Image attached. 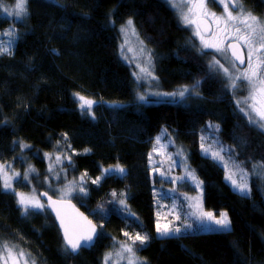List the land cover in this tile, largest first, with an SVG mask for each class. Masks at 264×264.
<instances>
[{
    "label": "trees",
    "instance_id": "trees-1",
    "mask_svg": "<svg viewBox=\"0 0 264 264\" xmlns=\"http://www.w3.org/2000/svg\"><path fill=\"white\" fill-rule=\"evenodd\" d=\"M14 1L0 0V35L14 31L12 54L0 55V163L24 154L19 143L29 145L30 152L67 146L66 151L72 152L71 176L87 172V201L73 202L103 235L91 251L70 255L47 208L25 218L15 197L0 192V240L23 248L36 264H102L115 238H124L125 231L140 232L149 236L137 251L145 264H264V170L252 167L264 162V135L248 124L226 80L209 67L208 55L198 52L168 3L28 0V15L17 22L2 9ZM241 3L246 11L264 18V0ZM129 19L154 54L163 90L192 88L199 81L198 94L187 104L138 100L132 68L121 54L120 29ZM74 93L99 103L93 110L95 120L81 114ZM210 122L219 125L221 142L235 149L242 166L251 175L261 173V179H251L247 198L233 190L221 166L201 155L200 136L208 137ZM163 128L172 131L189 154L205 186L206 210L217 216L227 212L231 231L156 236L149 156ZM117 163L126 169V179L105 177L99 185L91 183L102 167ZM113 192L117 198L127 195L141 227L126 223L119 206L109 203ZM101 206L106 210L103 218L98 214Z\"/></svg>",
    "mask_w": 264,
    "mask_h": 264
},
{
    "label": "snow or ice",
    "instance_id": "snow-or-ice-1",
    "mask_svg": "<svg viewBox=\"0 0 264 264\" xmlns=\"http://www.w3.org/2000/svg\"><path fill=\"white\" fill-rule=\"evenodd\" d=\"M167 2L173 8H180V21L185 27L192 28V35L199 40V51L202 55H211L206 50L211 49L213 52L218 53L221 57L226 59L235 72L230 71L229 67H225L215 55L211 57L210 68L222 72L226 78L227 86L236 90L238 87H247L248 95L244 99L243 107H239L241 113L247 119L249 125L256 129L260 134L264 135V21L255 16L249 11H246L241 0H167ZM28 0H16L15 7L12 11L8 8H4L3 11L8 16H15L17 19H23L28 15L27 9ZM215 4L222 7V14L210 11L209 5ZM235 13V14H234ZM122 32L127 34L129 31L135 35V28L133 20L127 21V26L121 29ZM8 36L12 35V31L6 33ZM141 44L143 42L141 41ZM121 51H124V46L121 47ZM132 51V49H128ZM139 51L144 55L145 64L142 66L137 64L139 72L151 77L153 80L156 77L152 73V56L145 47H141ZM246 52V55H245ZM11 55V46L8 48H0V55ZM128 59L127 56L124 57ZM136 79H141V76L137 75ZM199 81L196 82L190 89L187 86L182 87L178 92L173 93H153L152 95L171 97L172 100L157 101L160 103H171L183 101L186 96H192L198 94L197 89ZM74 100L77 106L84 116H89L95 120V114L93 112V106L96 101L88 99L79 93H74ZM178 98V100H177ZM138 100L142 103H148V96L141 94L138 96ZM237 106L241 105V101H236ZM209 129L216 132L219 131V125H214L211 122L207 125ZM165 136H168L167 129L164 130ZM64 139L67 140V134H64ZM162 137L157 136L155 138V144L159 147H154L153 152L158 155L161 154V149H165L167 145L161 143ZM15 143V142H14ZM170 143L174 144V141L170 140ZM19 148L24 149L29 147L27 144L19 143ZM70 148L71 145L69 144ZM90 149H85L84 152L88 153ZM200 152L205 158L211 159L217 165L221 166L228 175L226 180L230 182L233 189L241 196L247 198L251 193V187L248 183V172L241 166V163L235 160V149H226L223 144L217 140H213L212 143H208L205 136H200ZM75 154V150H73ZM176 157H179V166H183L184 174L180 176H170L172 166H178L177 160H173L172 154L167 155V159L171 161L167 172L162 171L161 167H153L152 171L158 173L162 178L159 181L161 187L163 183L168 181L172 184L183 182L190 184L193 190L199 189V194L195 197L188 196L187 193H182L184 199L187 201H195V203H189V208H195L196 211L190 213V216L203 224L205 221L217 225L218 228L212 229L215 231H228L230 229L231 221L228 218L227 212H221L217 218L216 213L213 211H205L203 209V190L201 181L196 175L195 170L191 169L187 165V157L184 155L182 149H177L174 153ZM45 157L52 160L53 157L49 154H45ZM64 160L67 161V166L72 165V156L65 155ZM149 160H152L151 155ZM55 161L58 165H61L59 171L54 169L51 165L48 168L50 173H54V179L60 180L61 171L66 172L61 154L55 156ZM231 165V169L229 168ZM253 170L259 168L264 170V162L253 165ZM35 172V169L28 166L27 170L21 175L11 167L10 164L0 163V192L5 194H11L15 197L17 207L22 216L25 218L43 213L46 208L51 209V212L55 214L56 220L59 221V227L62 230L63 240L65 244V251L72 255L78 253L81 248H90L94 245V242L102 236L103 233H97L96 225L88 220L83 213H79L75 210V206L71 205L68 199L74 193L88 195L86 188V181L84 177L87 176V172L83 173L78 179L74 178L63 187L54 190L57 195V199H53L52 195L48 192H42L39 195L36 194L35 189L32 190L31 195H26L23 192H18L16 185L20 182H31L30 174ZM239 174V182L234 179L235 174ZM261 173H258V175ZM119 176L126 179V169L117 163L115 166H109L107 168H101V175L95 179H91V183L99 185L100 181L105 177ZM155 183V181H154ZM177 193L176 188H170L168 192H160L155 194L156 201L159 203L161 200L172 198L170 194ZM112 200L109 203L118 205L117 209L121 214L125 215V222H132L136 227H141L138 218L135 213L129 210L127 204V195L120 193L117 198V193H111ZM176 204H173L175 209ZM69 209H72L70 211ZM98 214L103 218L106 215V210L101 206L98 209ZM180 219L179 214L175 217ZM191 224H185V230L191 228ZM103 225H101V228ZM155 230L159 237L168 238L180 234V227H170L168 223L161 224L159 219V212H157V219L155 221ZM124 237L127 238L123 243L119 245L120 251L117 255L121 259H126L127 264H139L136 257V251L139 249L136 247L139 242L140 248H142L149 241L147 233L141 234L136 232L135 235L125 231ZM112 260V253L105 255L103 264H109ZM0 264H36L35 260L31 258V254L27 253L23 248H20L17 244L10 243L8 241L0 240Z\"/></svg>",
    "mask_w": 264,
    "mask_h": 264
},
{
    "label": "rangeland",
    "instance_id": "rangeland-1",
    "mask_svg": "<svg viewBox=\"0 0 264 264\" xmlns=\"http://www.w3.org/2000/svg\"><path fill=\"white\" fill-rule=\"evenodd\" d=\"M166 3L167 1L164 0ZM15 2L14 1L13 4L10 5H3L2 9H4L5 7L9 9V11H12L15 7ZM177 3H179V0H177ZM169 7L172 9V11L175 12V14L178 16L179 22L181 24L180 21V8H173L169 3H168ZM211 5H215V4H210L209 8L210 11L217 13V15H221L222 14V7L219 5H215V9L211 8ZM250 12V11H249ZM3 14L9 18L14 19V21L17 22H21V19H17L15 16H8L7 13H5L3 11ZM235 14V13H234ZM259 18V17H258ZM262 21H264V18H260ZM134 25V23H133ZM127 24L123 27H126ZM122 27V28H123ZM181 27L186 29L187 31H189L191 38L194 40L195 45L199 46V40L192 35V28L191 27H185L181 24ZM121 28V29H122ZM135 28V26H134ZM120 29V34H121V46H124V51H121L122 54V58L124 59L125 56L128 57L127 60L124 59V61L129 64L132 68L133 71V75L135 77V81H136V89L138 90V96L141 94H145L148 96V104H154L155 103H160L157 101H161V100H172V98L169 97H164V96H156V95H152L153 93H173V92H178L181 88H177L174 91H165L163 90L162 85L160 84V79L158 76H156L157 74L155 73V65H154V54L152 53V51H149V48L145 45V43L143 42L142 38L140 37L137 29L135 28V35L132 34L131 31H129L127 34H125L124 32H122ZM12 31V35L8 36L6 33ZM7 32H5L3 35H0V48H8L9 46H13V41H14V31L13 30H9ZM141 41L143 42V44H141ZM141 47H145L147 51H149L151 53L152 56V73L153 75L156 77V79H152L151 77H148L146 75H144L143 73L139 72V68H137V64L140 65H144L145 61H144V55L139 51V49ZM132 49V51H128V49ZM199 50V48H198ZM208 53H210L211 55H208V59H209V63H211V57L212 55H215L217 59H219L221 61V63H223L225 65V67H229L230 71L235 72V69L231 68V65L229 64V62L224 59L223 57H221L218 53L213 52L211 49L206 50ZM6 54V53H5ZM219 75H221L225 80L226 78L224 77L222 72H218ZM139 75L141 76V79L137 80L136 76ZM191 89V88H190ZM230 89V88H229ZM231 92L234 93L235 95V99L240 100L241 101V105L238 107H243V101L244 99L247 97L248 95V89L247 87H238L236 90H232L230 89ZM83 96H85L88 99H92L90 96L81 94ZM192 96H186L185 99L183 101H179V102H171L173 104H187V101L190 97ZM94 100V99H92ZM178 100V98H177ZM95 101V100H94ZM98 104V102H96V104L93 106V110L95 109L96 105ZM243 114V113H242ZM244 115V114H243ZM167 128H163L160 136L162 137L161 143L167 145V147L165 149H161V154H153L152 155V160H151V167L153 169V167H161L160 162L162 161L163 163V167L161 168L162 171L167 172L169 166L171 165V161L167 159V155L168 154H172V158L173 160H177L178 162V166H172V171L169 174L170 176H180L184 174V168L183 166H179V157H176L174 155L175 151L177 149H182L184 155L187 157V165L191 168L194 169L193 166L191 165L190 162V156L189 154H187L184 146L181 144V142L179 141L178 137H176V135L167 129L168 132V136H165L164 134V130ZM207 134L208 137H206L207 142L208 143H212L213 140H217L219 141L221 144H223L221 142L222 137L220 135V130L218 132L209 129L207 130ZM171 141H174L175 143L172 144L170 143ZM225 146L226 149L231 148V146H229L228 144H223ZM157 147H159L157 145ZM30 148H24L22 150V152H24V154H18L19 159L17 160L16 157H13L11 160H9L8 162H6L7 164H10L11 167L13 169H15L16 171L20 172L21 175L24 174V172L27 170L28 166L31 165V167H33L35 169V172L30 174V180L31 182H20L19 184L16 185V189L18 186H27L28 189L27 191L23 190V189H17L18 192H23L26 195H31L32 194V190L35 189V192L37 195H39L42 192H48L49 195H52V197L54 198H58L57 195L54 193V190L59 189L61 187L64 186V184H67L69 181H72L74 178H79V176H71V172L72 169L71 167L67 166V161L64 160V156L65 155H70V153L72 152H67V146L65 145H58V149L57 150H49V151H38V152H30L29 151ZM49 154L53 157L52 160H49L45 157V154ZM57 154H61V159L63 160L64 166L66 168V172L65 171H61L60 175H61V179L60 180H56L54 179V173H50L48 171L49 166L51 165L54 169H56L57 171L60 170L61 165H58L55 161V156ZM36 158L40 161H43L44 164H40L39 161H36ZM235 160H237L238 162L239 159L237 158V156L235 155ZM4 163V162H1ZM242 166V165H241ZM231 165H229V168L231 169ZM243 167V166H242ZM244 168V167H243ZM195 170V169H194ZM246 170V169H245ZM247 171V170H246ZM248 172V171H247ZM153 174V179L155 180L156 183V187H155V191L154 193H160V192H168V190L170 188H176L177 189V193H172L170 194V196L172 198L169 199H165V200H161L159 203H157L156 201V196H155V209H156V218H157V212H159V219H160V223L166 224L168 223L170 227H180L181 228V232L180 234L176 235L177 237H180L182 235H186V234H195V233H206V232H223V231H215L212 229H216L218 228L217 225L211 224L207 221H205L203 224H201L200 222H198L195 217L190 216L189 214L192 213L193 211H196L195 208H189L188 204L189 203H195V201H187L184 199L183 195H180L182 193H187L188 196L191 197H195L199 194V189L197 190H193L192 185L190 184H186L183 182H179L177 181V183L172 184L168 181H165L163 183V187L160 186L159 181L162 179L158 173H154L152 171ZM248 183L251 187V179L254 177L256 179H261V175L259 174H250L248 172ZM195 175L197 176L196 172ZM226 175H228V172H226ZM198 177V176H197ZM234 179H237L239 182V174H235L233 176ZM85 181L87 182V178L84 177ZM201 180V179H200ZM202 181V180H201ZM228 182V181H227ZM230 184V182H228ZM87 188V185H85ZM231 186V185H230ZM232 187V186H231ZM233 188V187H232ZM202 190H203V201H202V205H203V209L205 211V186L204 184L202 185ZM234 190V189H233ZM88 191V188H87ZM235 191V190H234ZM89 193V191H88ZM251 194V193H250ZM70 201H77L79 203H84L85 201H87V196H83L82 194H73L71 197L68 198ZM176 204L175 209H173V204ZM129 210H130V206L128 204ZM131 211V210H130ZM132 212V211H131ZM176 214H179L180 219L177 220ZM219 217V215L217 216V218ZM229 218V216H228ZM230 220V219H229ZM231 221V220H230ZM185 224H191V228L185 230ZM232 223L230 224V229L232 228ZM229 229V230H230ZM156 236L160 239H162L161 237L158 236V234L156 233ZM174 237V236H172ZM169 238V237H168ZM125 240H127L126 237H122L121 239H114V244L111 245V248L109 251L106 252V254L108 253H112V260L109 261V264H127V260L126 259H121L117 253L120 251V247L119 245L121 243H123ZM136 247L138 249H140L139 246V242H137ZM105 254V255H106ZM104 255V258H105ZM136 257L138 258L139 264H145L138 256L137 251H136ZM103 258V260H104ZM103 264V261H102Z\"/></svg>",
    "mask_w": 264,
    "mask_h": 264
},
{
    "label": "water",
    "instance_id": "water-1",
    "mask_svg": "<svg viewBox=\"0 0 264 264\" xmlns=\"http://www.w3.org/2000/svg\"><path fill=\"white\" fill-rule=\"evenodd\" d=\"M245 55H246V52H245ZM53 199H56V198L53 197ZM70 203H71V205H74V206H75V210H78L79 213H83V215H84L85 217H87L88 220H91L92 223H93L94 225H96L97 233L99 234V233H100V228H99V226L96 224V222L93 221V220L89 217V215H87L82 209H80V208L77 206V204H76L75 202L70 201ZM47 209H48V208H47ZM69 210L72 211V209H69ZM48 211L50 212V214H51L52 217L54 218V220H55V222H56V224H57V227H58V229H59V231H60V233H61V236H62V238H63L62 230H61L60 227H59V221L56 220L55 214L51 212V209H48ZM98 239H99V238H98ZM98 239L94 242V245H93L92 247H90V248H83V247H82L81 250H80L78 253H76V254H72V255L75 256V257H77V256L80 255V253H81L83 250H85V251H91V250L96 246Z\"/></svg>",
    "mask_w": 264,
    "mask_h": 264
},
{
    "label": "bare ground",
    "instance_id": "bare-ground-1",
    "mask_svg": "<svg viewBox=\"0 0 264 264\" xmlns=\"http://www.w3.org/2000/svg\"><path fill=\"white\" fill-rule=\"evenodd\" d=\"M135 26V25H134ZM146 45V44H145ZM147 46V45H146ZM148 47V46H147ZM198 49V48H197ZM151 50V48L149 49V51ZM198 52L201 54V52L198 50ZM154 65H155V58H154ZM155 73H156V70H155ZM157 76V75H156ZM160 79V78H159ZM161 81V80H160ZM154 104H160V103H155V102H153ZM148 104V103H147ZM173 104V103H172ZM99 105V103L96 105V107ZM95 107V108H96ZM156 147H157V145H156ZM154 154H156L155 152H154ZM242 165V164H241ZM154 180V179H153ZM155 181V180H154ZM155 185H156V183H155ZM156 187V186H155ZM156 190V189H155ZM48 210V209H47ZM232 227V226H231ZM232 230V228L230 229V230H228V231H231ZM224 232V231H223ZM209 233V232H208ZM64 241V240H63Z\"/></svg>",
    "mask_w": 264,
    "mask_h": 264
},
{
    "label": "flooded vegetation",
    "instance_id": "flooded-vegetation-1",
    "mask_svg": "<svg viewBox=\"0 0 264 264\" xmlns=\"http://www.w3.org/2000/svg\"><path fill=\"white\" fill-rule=\"evenodd\" d=\"M167 1V0H166ZM168 3V2H167ZM212 8V7H211ZM213 9V8H212ZM258 17V16H257Z\"/></svg>",
    "mask_w": 264,
    "mask_h": 264
}]
</instances>
